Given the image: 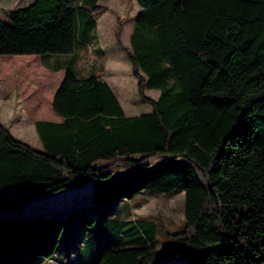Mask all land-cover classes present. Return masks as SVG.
Here are the masks:
<instances>
[{
  "label": "trees",
  "instance_id": "obj_1",
  "mask_svg": "<svg viewBox=\"0 0 264 264\" xmlns=\"http://www.w3.org/2000/svg\"><path fill=\"white\" fill-rule=\"evenodd\" d=\"M97 1L31 0L0 19L2 73L41 63L55 84L51 109L32 106L41 150L0 122V210L8 211L0 213V264L54 259L79 209L64 217L17 208L87 182L88 207L143 190L184 192V230L162 248L153 225L129 246L107 224L92 264H264V0H134L127 57L139 97L152 106L136 116L96 74L43 62L83 45ZM54 116L60 121L45 120ZM76 220V232L94 224Z\"/></svg>",
  "mask_w": 264,
  "mask_h": 264
},
{
  "label": "rangeland",
  "instance_id": "obj_2",
  "mask_svg": "<svg viewBox=\"0 0 264 264\" xmlns=\"http://www.w3.org/2000/svg\"><path fill=\"white\" fill-rule=\"evenodd\" d=\"M30 1L0 0V19L6 21L4 10L22 7ZM97 4L100 11L93 16L97 22L96 26L89 30L83 45L77 48L73 54H47L43 57V62L52 67H70L79 77H87L93 73L98 75L109 83L127 116L150 112L151 104L139 97L138 82L132 74V64L127 57L129 36L138 5L134 0H98ZM39 67L40 69L37 71L28 70L20 73L16 70L10 71L11 75H8V73H2L5 70L0 66V122L9 129L14 137L41 150V141L34 125L30 123V121L33 122L32 119H36L32 114V106L34 103H39L41 108L50 105V97L55 84L54 74L46 71L41 63H39ZM144 93L151 99H157L160 90L145 88ZM49 109H51V105ZM104 163L101 161L98 164ZM87 186L90 187L89 182L80 185L79 188H89ZM72 189V187L67 188L61 192L30 201L22 208H17V213H29L32 212V209H44L43 207L50 205L49 203L52 201L50 196H55V204L58 206L60 204L61 208L69 212L72 207H77L75 204L77 201L73 202L71 196L76 197L82 193ZM67 191L70 192L64 194ZM84 200L85 198L82 199V201ZM80 201L78 202L80 203ZM93 206L83 205L74 215L80 224L79 218L81 217L93 218L94 224L92 226L84 224L86 229L83 230H96L101 233L107 224L117 225L118 232L132 241L129 246L142 244V242L133 240V237L136 235L147 236V225H153L152 242L156 249L162 248L173 239L175 234L184 230V192L182 190H173L172 192L143 190L131 200H119L107 206L96 204ZM21 209L23 212L19 211ZM6 210H0V213H8ZM15 212L13 210L9 213L12 215ZM74 216L66 221V229L75 219ZM76 228L74 227L71 231L74 233ZM171 258L173 257L165 258L162 261L164 263L161 264H180L178 261L171 262ZM50 260L46 264H58L56 260Z\"/></svg>",
  "mask_w": 264,
  "mask_h": 264
},
{
  "label": "crops",
  "instance_id": "obj_3",
  "mask_svg": "<svg viewBox=\"0 0 264 264\" xmlns=\"http://www.w3.org/2000/svg\"><path fill=\"white\" fill-rule=\"evenodd\" d=\"M137 11L138 9H136L135 15ZM36 120L38 119H32L33 122L30 121V123H32L34 127H35ZM45 120L60 121V118H58L57 116H54L53 118H50V119L48 118ZM35 130H36V127H35ZM79 186L72 187L73 188L72 190H78V191H81L82 193L76 197L71 196L72 200H74L73 202L77 201L75 203L77 207H72L69 212H66L63 208H61L60 204L59 206L55 204V200H54L55 196H50V199H52V201L49 203L50 205L43 207L44 209H41V210L32 209V213L62 215L64 217H67L71 212L81 208L84 204H87L89 202V199H90L89 194L91 193V185L90 187L87 186L89 188H84V187L79 188ZM70 191L64 192V194L69 193ZM83 198H85L84 201H82ZM78 201H80V203ZM74 226L75 224H71L69 228L66 230L65 238L59 244L57 248V252L54 254L53 258L54 260L57 261L58 264H92V262H94V260L97 257L100 246L104 245V241H102L101 235L98 231H88V230L82 229L81 231H78V232L74 231L73 233V231L71 230L74 228ZM170 261L175 262L179 260L178 258L173 257L171 258Z\"/></svg>",
  "mask_w": 264,
  "mask_h": 264
},
{
  "label": "built area",
  "instance_id": "obj_4",
  "mask_svg": "<svg viewBox=\"0 0 264 264\" xmlns=\"http://www.w3.org/2000/svg\"><path fill=\"white\" fill-rule=\"evenodd\" d=\"M49 261H51V260H48L47 262H49Z\"/></svg>",
  "mask_w": 264,
  "mask_h": 264
}]
</instances>
